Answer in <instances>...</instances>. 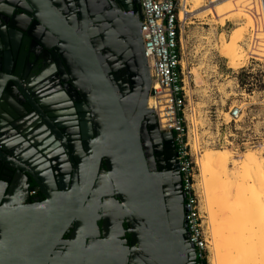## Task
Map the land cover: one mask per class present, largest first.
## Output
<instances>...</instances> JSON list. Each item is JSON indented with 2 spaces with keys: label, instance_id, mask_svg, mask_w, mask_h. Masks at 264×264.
Wrapping results in <instances>:
<instances>
[{
  "label": "water",
  "instance_id": "obj_1",
  "mask_svg": "<svg viewBox=\"0 0 264 264\" xmlns=\"http://www.w3.org/2000/svg\"><path fill=\"white\" fill-rule=\"evenodd\" d=\"M0 3V264H193L171 135L147 107L139 0ZM52 74L89 122L46 185L34 166L61 101L40 92ZM27 178L42 203L17 199Z\"/></svg>",
  "mask_w": 264,
  "mask_h": 264
},
{
  "label": "rangeland",
  "instance_id": "obj_2",
  "mask_svg": "<svg viewBox=\"0 0 264 264\" xmlns=\"http://www.w3.org/2000/svg\"><path fill=\"white\" fill-rule=\"evenodd\" d=\"M188 1L190 0L185 2V9L189 13L191 10ZM245 6L246 0H201L196 9L189 13L181 34L182 74L186 76L189 72L184 80L187 91L186 150L192 162L191 190L206 241V264H210L212 255L198 159L207 151H222L231 156V159L228 157L226 166L232 169L233 164L242 162L245 153H255L262 159L264 168V66H256L247 59L245 44L250 35L251 19ZM192 72L198 74L201 84L194 82ZM233 108L239 110L234 120L229 118V111ZM243 169L246 170L244 167ZM241 193L243 192H238V199H245L240 196H244ZM219 194L212 195V198L216 201V208L222 210L223 204L218 202V197H221ZM243 205L242 213H246L244 216L248 214L243 220L255 222L257 218L256 221L260 223L256 227V224L252 226L254 222L250 224L244 220L246 223L243 222L242 225L248 252L254 254V249L261 246L260 237L264 243L261 225L263 223L264 226V222L257 216L253 217L254 214L245 212L249 211V207L247 204ZM250 212H253L251 208Z\"/></svg>",
  "mask_w": 264,
  "mask_h": 264
},
{
  "label": "built area",
  "instance_id": "obj_3",
  "mask_svg": "<svg viewBox=\"0 0 264 264\" xmlns=\"http://www.w3.org/2000/svg\"><path fill=\"white\" fill-rule=\"evenodd\" d=\"M185 2L139 0L142 16L139 31L150 77L147 107L153 110L158 129L171 135L183 199L184 230L187 242L194 251L193 264H203L206 241L191 190L192 162L186 150L187 91L184 80L189 72L183 76L180 64L181 34L188 17ZM246 11L252 16L254 24L245 44L247 59L256 66H264V0H248ZM238 112L237 108H233L229 111V118L236 119Z\"/></svg>",
  "mask_w": 264,
  "mask_h": 264
},
{
  "label": "bare ground",
  "instance_id": "obj_4",
  "mask_svg": "<svg viewBox=\"0 0 264 264\" xmlns=\"http://www.w3.org/2000/svg\"><path fill=\"white\" fill-rule=\"evenodd\" d=\"M200 1L201 0L188 1V3L190 4V12L196 9ZM246 6H248V0H246ZM246 13L251 19V30L254 26L253 19L247 11ZM192 73L194 76V82L196 84H201L202 81L198 74L195 72ZM229 156L230 155L228 153L222 151H207L201 155L200 159H198L201 186L203 191L202 196L206 206V213L210 231L209 242L211 245L212 255L210 264H264V243H262V237H260L261 246H254L255 248H258H253L255 252L257 251V249H259V251H257L256 253L254 252V254H250L248 252L247 241L246 243L244 242L245 238L242 234V225H244L243 222L247 221V219H244V221L243 218L248 215L247 214L246 216H244L246 213H242L244 210L243 204H247L249 207V211L245 212L252 213L250 215L254 214L253 217L257 216L260 221L264 222L263 161L258 156H256L255 153H245L244 159H242L241 163H238L237 165L231 163L233 164L232 169H228L226 166V161ZM231 161L233 162V160ZM240 164H242V167L240 166ZM243 167L246 170H244ZM211 181L215 186H211ZM224 189H226V191ZM238 192L244 193V196L240 194L239 195L245 197V199L242 198L243 200H245V203L242 199L239 198L242 201L238 199ZM216 193L221 194V197H218V202L223 204L222 210H219V207L216 208V201H214L215 199L212 198V195H216ZM241 208L243 210H241ZM250 208L253 212H250ZM245 210H247L246 206ZM256 220L258 219L256 218ZM256 220L255 222H257ZM247 222H250L251 224L254 221L252 220V222ZM255 222L252 223V226L253 224H256L257 227V225H259L260 223L258 224L259 221L257 223ZM261 225L264 230L263 223H261ZM263 232L264 231H262V233ZM256 236L258 237V235ZM257 242L259 241L257 240Z\"/></svg>",
  "mask_w": 264,
  "mask_h": 264
},
{
  "label": "flooded vegetation",
  "instance_id": "obj_5",
  "mask_svg": "<svg viewBox=\"0 0 264 264\" xmlns=\"http://www.w3.org/2000/svg\"><path fill=\"white\" fill-rule=\"evenodd\" d=\"M0 8L4 9L1 3ZM7 13L8 15L12 14L9 10H7ZM0 26L6 28V25L3 24L2 21H0ZM113 74H111L112 80H114ZM118 77L120 79L119 74ZM65 86V84H61L60 80L56 78L54 74H52L48 79V83L43 86L44 89L40 91L45 95H50L51 98L61 100L60 102L56 103V105H53L52 108H48L47 113L49 114L50 118L44 122L45 125L43 128L45 129L43 133L44 139L42 142L46 150L45 158L34 166V169H37L46 185L54 183V179L57 176L63 177L66 175L65 170L67 169L68 161L66 160V157L63 155V153H61L64 147L63 143L66 145L70 144V147L73 148V150H76L75 144L78 142L79 134L81 133V126L89 122L87 111L78 110L76 108V104L78 103L68 99L67 96L62 92ZM16 140L20 141L21 137L18 136ZM17 143L21 144L23 143V140L22 142L20 141ZM171 144V149H174L172 141ZM36 161H38V159H36ZM53 168H55L56 171L60 172L61 174L56 176V174H54L55 171ZM1 170L2 168L0 166V171ZM25 185L26 189H20L16 192L17 199H19L23 205L38 204L45 200L40 190L34 185L30 178H27ZM46 191H49V188L46 189ZM55 191L58 190L55 189ZM112 198L115 199L114 197ZM100 223L101 220L96 222V225L99 229ZM122 227L125 228L124 223H122ZM70 231L71 230H69L68 233L63 234L62 240H67ZM125 235L126 233L123 236L124 239ZM100 238L101 236L98 237V239ZM128 240L126 241L128 242ZM86 241L87 240H85V243ZM55 251H61V248L57 247L55 248Z\"/></svg>",
  "mask_w": 264,
  "mask_h": 264
},
{
  "label": "trees",
  "instance_id": "obj_6",
  "mask_svg": "<svg viewBox=\"0 0 264 264\" xmlns=\"http://www.w3.org/2000/svg\"><path fill=\"white\" fill-rule=\"evenodd\" d=\"M125 239L128 240V235H125ZM203 264H206V260H203Z\"/></svg>",
  "mask_w": 264,
  "mask_h": 264
}]
</instances>
